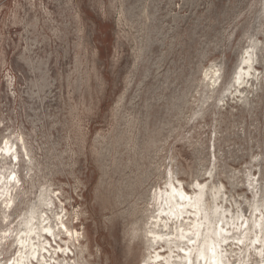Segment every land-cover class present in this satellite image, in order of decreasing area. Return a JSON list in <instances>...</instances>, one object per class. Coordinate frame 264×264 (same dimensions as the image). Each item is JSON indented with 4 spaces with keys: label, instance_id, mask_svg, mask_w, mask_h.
Instances as JSON below:
<instances>
[{
    "label": "rangeland",
    "instance_id": "rangeland-1",
    "mask_svg": "<svg viewBox=\"0 0 264 264\" xmlns=\"http://www.w3.org/2000/svg\"><path fill=\"white\" fill-rule=\"evenodd\" d=\"M248 52L257 71L239 83ZM13 171L0 235L53 196L78 264H145L170 180L264 210V0H0V175Z\"/></svg>",
    "mask_w": 264,
    "mask_h": 264
},
{
    "label": "bare ground",
    "instance_id": "bare-ground-1",
    "mask_svg": "<svg viewBox=\"0 0 264 264\" xmlns=\"http://www.w3.org/2000/svg\"><path fill=\"white\" fill-rule=\"evenodd\" d=\"M254 56L248 52L246 66L237 77L239 83L252 76V70L257 71ZM1 154L20 161L18 148L10 142ZM196 183V188L188 191L180 179L177 183L170 180L169 187L157 195L158 213L149 230L153 253L145 264H264L262 204L257 201L250 216L237 213L225 205L222 188ZM22 185L16 171L0 175V208H4L5 218L12 215L14 193ZM39 201L19 227L10 225L0 235V264L79 263L75 250L82 245L80 232L69 226L66 214L57 211L53 196H42ZM7 248L14 249L8 258L3 251Z\"/></svg>",
    "mask_w": 264,
    "mask_h": 264
}]
</instances>
